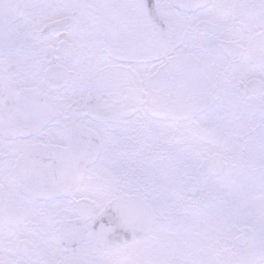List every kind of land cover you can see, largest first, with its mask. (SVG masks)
<instances>
[{
    "label": "flooded vegetation",
    "instance_id": "af4514ba",
    "mask_svg": "<svg viewBox=\"0 0 264 264\" xmlns=\"http://www.w3.org/2000/svg\"><path fill=\"white\" fill-rule=\"evenodd\" d=\"M156 2L177 14L206 11L213 16L219 11L215 0H195L182 6L177 0H136V8L142 5L146 11L148 25H158L154 20L160 14ZM116 6V1L103 9L96 6L97 15L102 10L108 20L101 24L96 20L95 29L102 28V35L96 32L85 37L76 27V10L71 13L74 17L70 14L51 20L48 13L49 17L43 19L29 16L24 0H0V114L5 113L1 112L3 107L11 106L10 121L9 116H0V264H241L235 250L247 247L251 229L238 228L246 233L244 243L237 249H227L222 233L224 219L229 216L225 203L219 210L218 204L213 207L217 197L191 196L195 197L192 209L179 210L176 205L181 201L172 202L174 196H165L171 194V188L152 178L137 181L146 172H154L165 174L169 183L166 168L171 169L167 173L186 169L174 156L178 151L187 154L186 147L178 150L180 144L171 132L164 133L167 142L155 141L153 135L158 132L152 136L145 133L150 124L154 122L159 128L166 120L178 134L182 119L204 113L216 115L217 111L210 113V109L219 100L213 98L216 87L205 73L201 79L210 92L187 99L185 94L173 92L172 87L168 93V79H182L181 87L184 82L193 83V76L188 75L193 64L183 66L175 60L172 40L167 35L154 37L156 42L150 45L146 36H130L126 30L129 11H117ZM243 6L239 10L247 13ZM257 7L261 6L250 7L254 13L242 14L241 18L252 16L262 22L264 13L256 12ZM201 24L220 27L218 31L231 35L221 39L216 32L199 34L204 39L199 41L221 43L223 54L227 47L236 45L244 54L240 36L234 33L242 22L236 20L237 26L231 31L217 24ZM51 26L54 28L49 29ZM253 26L261 36L262 25L255 21ZM253 26L251 30L257 32ZM190 41L199 42L192 37ZM253 50L258 51L257 46ZM175 62L181 65L179 69ZM70 64L72 70L67 67ZM259 71L255 73L261 75ZM240 88L252 96L264 90V83L251 80L247 85L241 83ZM70 91L76 92V102L72 100L74 94L72 99L67 98ZM29 96L47 98L55 108L51 121L32 135ZM73 106L94 110L102 115V121L69 115L68 109ZM96 106L106 108L97 110ZM85 130L91 136L73 149L75 135ZM162 148L164 151H160ZM82 151L84 159L79 156ZM207 156L202 161V173L221 179L229 167L224 151ZM214 157L221 158L225 170L209 176L205 170L210 166L205 168V164ZM242 169L251 172L248 166ZM134 171L143 172L130 177L134 180L125 178ZM232 181L240 184V179ZM203 202L211 203L207 204L208 212L203 210ZM184 213L189 216H180ZM207 214L212 227H208L207 219L204 223ZM37 219L45 225L36 223ZM41 231L56 236V242L47 243L49 248L41 246ZM221 250L223 254L218 256L215 252Z\"/></svg>",
    "mask_w": 264,
    "mask_h": 264
},
{
    "label": "rangeland",
    "instance_id": "374dc122",
    "mask_svg": "<svg viewBox=\"0 0 264 264\" xmlns=\"http://www.w3.org/2000/svg\"><path fill=\"white\" fill-rule=\"evenodd\" d=\"M113 1L117 3V11H129L126 30L130 36H146L144 38L148 43L147 45H150L156 42L154 37L167 35L172 40L171 45L175 53V60L183 63V66L193 64L194 68L188 73L189 76H193V83L190 85V83L184 82L181 87L182 79L177 78L174 82V78L168 79V93L172 87L173 92L178 95L185 94L187 99L196 98L202 92H210V87L208 85L205 87L201 79L205 73L210 83L216 87L213 98L219 100L210 109V113L217 111L216 115L211 117L204 113L194 116L193 119L184 118L182 119L184 121L178 124V134L175 133V126L167 123L166 120L161 121L159 128L155 127L154 122L150 124L145 133H151L152 136L154 132H158L153 135L155 141L167 142L168 139L163 140L164 133L171 132V137H175L177 144H180V146L177 145V149L186 147L187 154L181 155L183 153L178 151V155H174L177 157L178 165H184L186 169H181L176 173L174 171L167 173L171 169L170 167L166 168L165 172L170 178L169 183L166 181L165 174L160 175L154 172H146L137 181H149L152 178L155 182L159 181L163 186L171 188V194L167 193L165 196H171V198L174 196L172 202L181 201V204L176 205L179 210L190 211L192 209V201L195 200V197L192 198L191 196L208 194L217 197L218 200L213 207L217 208L218 204L220 207L217 209L221 210L222 203H225L224 209L229 210L227 213L229 216L224 219V226L222 227L223 236L227 240L226 248L237 249L241 247L240 244L244 243L243 235L246 233L237 229L243 230L247 226L251 229L249 236L246 237L248 244L246 248H242L240 251L235 250L238 259H241V264H264V90H258L259 92L256 91L254 92L255 95L250 96L249 93L240 88L241 83L247 85L251 80L264 83V77H262L264 76V16L261 19L262 22L249 15L251 18H241L242 14L246 16L248 13H254V10L250 11V7L256 4L261 6L256 8V12L264 13V0H215V3L219 5V11H217V15L213 16L206 11L198 14L190 13L189 15L177 14L169 12L165 5H158L156 2L160 12L154 19L156 22L158 21L157 26L150 25V23L148 25L145 18L146 11L144 12L142 5L136 8V0H24V4L29 16L36 15L43 19L50 16L51 20L56 17L60 19L67 15L70 16L76 10L78 12L74 18L78 21L76 27L82 31L81 35L88 37L96 35V32L98 35L103 34L102 28L95 29L96 20L99 24H101L100 21L108 20L102 16L104 13L102 10L97 15L96 6H98V10L103 9V6H111ZM144 5L146 10V4ZM241 5H244L247 13L239 10ZM48 13L49 16H47ZM70 17L74 16L71 14ZM223 20H225L224 23ZM236 20L243 24L242 27L236 28L234 33L240 36L239 44L243 48L244 54L241 49L236 48V45H233L232 48L227 47L224 50L225 54H223L221 43L206 44L199 41V39L204 40L199 38V34L206 35L216 32V35H222L219 37L221 39L231 35L229 32L218 31L220 27L201 24L202 21L221 27L225 26L231 31ZM255 21L258 25H262L263 34L261 36H259L260 31L253 26ZM244 26H247L248 30H245ZM252 26L257 32L251 30ZM198 27L203 32H199ZM53 28V26L49 27V29ZM190 37L196 38L199 42L190 41ZM71 39L74 40L73 34H71ZM179 44L183 46L179 47ZM231 44L234 43L231 42ZM256 46L258 51L253 50L251 52V48ZM255 62H257V66ZM174 66L179 69L181 65L175 62ZM67 67L73 69L74 66L70 64ZM260 69L259 72L262 76L258 75V72L255 73ZM177 73L181 74L182 72L178 70ZM72 94H74L73 99L71 98ZM76 95L74 91L66 94L67 98L74 102H76ZM161 99L165 100L166 98ZM88 101L91 102V98ZM98 106L95 109L106 108H99ZM68 110L72 112L68 111V114L72 116L87 115L91 119L98 120V122L102 121V115H96L94 110L85 111L82 107L75 106ZM221 110L225 111V114H218L221 113ZM120 131H123V128ZM184 131H187V134ZM184 143L185 145L182 146ZM145 148L148 150L149 145L147 144ZM160 151H164V148ZM222 151H224L229 165L224 176L221 179L205 176L202 173V161L208 157V154ZM246 166L251 169V172L242 169ZM142 172L134 171L133 174L125 175V178L134 180L130 177L140 175ZM239 179L240 184L232 181ZM238 197L239 199H237ZM239 202L241 203L238 204ZM207 204L211 203L203 202L202 208L208 212ZM208 215H205L203 220L205 223L207 219L208 227H212L213 221H210ZM180 216L189 215L184 213ZM35 222H42L45 225V222L40 219L35 220ZM245 222L248 225H244ZM40 233L41 246L49 248L47 243L50 240L56 242V236L50 237L46 231ZM223 236L220 237L221 241ZM215 253L217 255L218 253L223 254L222 250ZM231 259L227 258L226 260ZM209 264L219 263L209 262Z\"/></svg>",
    "mask_w": 264,
    "mask_h": 264
},
{
    "label": "water",
    "instance_id": "95a60500",
    "mask_svg": "<svg viewBox=\"0 0 264 264\" xmlns=\"http://www.w3.org/2000/svg\"><path fill=\"white\" fill-rule=\"evenodd\" d=\"M191 1L195 2V0H177V3H179L182 6V5H187L188 3L190 4ZM198 3L205 4L204 2H198ZM180 5H174V6L179 7ZM10 110H11V106L6 105V107H3L1 109V112H5V113L4 114L1 113L0 116H9L10 118H8V121H10L11 119ZM54 110L55 108L53 103H51V101H49L47 98L29 96V135L36 133L37 131L42 129L44 125H47L51 121L54 115ZM25 133H27V131H25L24 134ZM90 133L91 132L88 130L82 132L79 131L75 135L73 149H76L78 147L79 141H82L83 138L90 137L91 136ZM79 156L80 158L84 159L85 158L84 152L82 151V153L79 154ZM91 160L94 161V157L92 155H91ZM82 163L84 164L85 162ZM207 166H210V168H207L205 170V173L209 176H218L225 170V164L222 162L220 157H214L208 162H206L205 168ZM210 171L213 172L210 173Z\"/></svg>",
    "mask_w": 264,
    "mask_h": 264
}]
</instances>
